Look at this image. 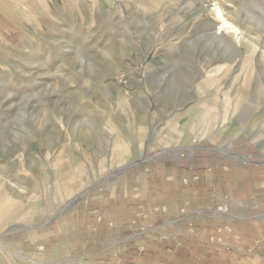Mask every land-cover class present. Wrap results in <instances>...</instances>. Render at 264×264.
<instances>
[{
	"label": "rangeland",
	"instance_id": "374dc122",
	"mask_svg": "<svg viewBox=\"0 0 264 264\" xmlns=\"http://www.w3.org/2000/svg\"><path fill=\"white\" fill-rule=\"evenodd\" d=\"M23 4L0 30V228L50 227L180 134L264 153V0Z\"/></svg>",
	"mask_w": 264,
	"mask_h": 264
},
{
	"label": "crops",
	"instance_id": "0c3cea01",
	"mask_svg": "<svg viewBox=\"0 0 264 264\" xmlns=\"http://www.w3.org/2000/svg\"><path fill=\"white\" fill-rule=\"evenodd\" d=\"M23 2L0 0V30ZM179 136L50 227L0 228V264H264V153Z\"/></svg>",
	"mask_w": 264,
	"mask_h": 264
},
{
	"label": "bare ground",
	"instance_id": "6f19581e",
	"mask_svg": "<svg viewBox=\"0 0 264 264\" xmlns=\"http://www.w3.org/2000/svg\"><path fill=\"white\" fill-rule=\"evenodd\" d=\"M217 13H218V18L221 19V22H222L223 26H224L225 28H228V29H233V25H232L230 22L226 21V19L223 18L221 11H220V10H217ZM234 29H235V28H234ZM225 30H226V29H225ZM201 128H202V126H197V129H198V130H200ZM177 142H178V141H177ZM179 142H180V141H179ZM125 159H128V158L126 157Z\"/></svg>",
	"mask_w": 264,
	"mask_h": 264
},
{
	"label": "built area",
	"instance_id": "2783aa9c",
	"mask_svg": "<svg viewBox=\"0 0 264 264\" xmlns=\"http://www.w3.org/2000/svg\"><path fill=\"white\" fill-rule=\"evenodd\" d=\"M116 83L120 86H123L126 84V76L125 74L121 73V74H118L117 77H116Z\"/></svg>",
	"mask_w": 264,
	"mask_h": 264
}]
</instances>
